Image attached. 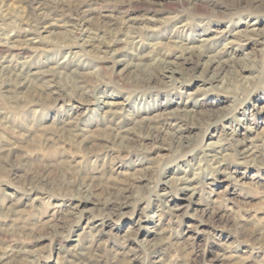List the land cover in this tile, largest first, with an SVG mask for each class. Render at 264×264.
Masks as SVG:
<instances>
[{
  "label": "rangeland",
  "instance_id": "obj_1",
  "mask_svg": "<svg viewBox=\"0 0 264 264\" xmlns=\"http://www.w3.org/2000/svg\"><path fill=\"white\" fill-rule=\"evenodd\" d=\"M0 65L4 264H264V0H0Z\"/></svg>",
  "mask_w": 264,
  "mask_h": 264
},
{
  "label": "bare ground",
  "instance_id": "obj_2",
  "mask_svg": "<svg viewBox=\"0 0 264 264\" xmlns=\"http://www.w3.org/2000/svg\"><path fill=\"white\" fill-rule=\"evenodd\" d=\"M56 1H59V0H56ZM73 10L74 12L78 15L81 13V17L79 16V19L78 20H86L85 19V16H86V12L85 10L83 9V6H82V3L81 2H78L75 4V6L73 7ZM85 12V13H84ZM32 21V20H31ZM117 35H114L112 36L113 38L111 40H104L102 38H99V49L100 51L104 52V53H108L110 52L112 49V46L118 42V38L116 37ZM91 39H95V38H91V37H88L87 36V40L85 41V43L89 42V40ZM101 39V40H100ZM181 47V49L185 50V49H188V48H183L182 46H179ZM221 51H217L215 52L213 55H207V58H208V61L206 62L205 64V69L207 71L210 72L209 74V78L210 80H216L217 81V78L219 76V74L222 72V70L224 69L223 68V65L222 63L223 60H221L218 55L220 54ZM201 55H205L206 54V51L204 49H201V51L199 52ZM146 54H143V51L140 53V56H137V57H142L144 58ZM169 55V54H168ZM162 56V57H161ZM167 56L166 53H162V54H159V57L156 59V63L154 64V67H146L144 66L142 71L137 73L136 74V79L138 80L137 82H142V83H146V84H149L153 81H155L158 77V75H161V76H164L166 74H169V73H172L173 71V68H172V65H173V62L171 60H168L167 58H165ZM173 57V55H172ZM175 57V56H174ZM135 68H138L140 65H144L139 63V62H136V63H133L132 64ZM1 66V65H0ZM3 67V66H2ZM1 68V67H0ZM211 68V69H210ZM11 71H14V70H11ZM1 72V71H0ZM11 75V74H10ZM15 75V74H14ZM13 75V76H14ZM135 77V76H134ZM24 80H25V77H23ZM13 80V79H12ZM11 80V81H12ZM15 80V79H14ZM20 80H23V79H20ZM23 80V81H24ZM21 82V81H20ZM37 83V82H36ZM28 84V83H27ZM35 84V83H34ZM25 86V85H23ZM144 129H146L147 131V134L146 137H152V138H158L162 133H163V130L162 128L163 127H155V125H151V124H145V125H142ZM145 131V132H146ZM170 136H171V141H175L177 142V145L180 144V136L178 135V132L174 131L172 133H170ZM113 137H117V134L116 135H113ZM244 154H253L254 153V150L253 148L251 147H245L242 151ZM88 179H90L88 177ZM180 179V183H188L190 181V179H188L187 177H181L179 178ZM78 181V180H77ZM74 182V181H73ZM82 183V182H80ZM79 184V183H78ZM89 186V185H88ZM88 188V187H86ZM91 188V187H90ZM81 189L78 190V193H81ZM120 197L124 198L122 193H119ZM9 257V254H0V264H4L6 263V259ZM15 257V256H14Z\"/></svg>",
  "mask_w": 264,
  "mask_h": 264
}]
</instances>
